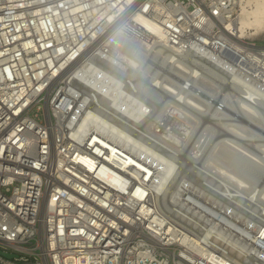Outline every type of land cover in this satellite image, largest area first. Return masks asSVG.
<instances>
[{"label": "built area", "instance_id": "2783aa9c", "mask_svg": "<svg viewBox=\"0 0 264 264\" xmlns=\"http://www.w3.org/2000/svg\"><path fill=\"white\" fill-rule=\"evenodd\" d=\"M238 12L237 0H0V249L18 256L0 264H264V226L230 220L200 160L163 182L164 167L131 165L101 130L125 126L120 43L144 62L210 65L262 103L264 45L235 35ZM137 15L162 35L148 55Z\"/></svg>", "mask_w": 264, "mask_h": 264}, {"label": "bare ground", "instance_id": "6f19581e", "mask_svg": "<svg viewBox=\"0 0 264 264\" xmlns=\"http://www.w3.org/2000/svg\"><path fill=\"white\" fill-rule=\"evenodd\" d=\"M237 5L239 12L233 26L238 38L247 37L248 31H254L248 36L264 31V0H237ZM129 27L141 34L140 36L143 35V32L150 33L152 36V44L139 39L140 45L138 46L142 50V55H148L146 52H149L153 44H163L159 28L145 17L134 16ZM120 44L122 46L120 45L118 53L124 62L123 66L126 70L124 74L131 75V85L134 83L136 85L144 79L147 81L146 84L139 85L138 90L131 86V97L124 101L120 100L121 102L118 104L120 108L114 116L126 128L120 126V130L116 132L104 123L101 130L109 133L126 146L131 153V157H126V159H131V165L141 167L134 161V159H138L150 162L157 167H164L161 175L163 182L171 177L175 161L180 163L179 168L183 173L185 172L183 166L200 160L201 168L205 169L204 174L213 180L219 198L223 202H228L221 196L223 195L221 194L223 186L228 194L238 202L235 206V202L232 203L233 205L228 202L233 207L231 209L223 208V212L231 216L230 220L234 223L244 224L248 230H257L264 226V188L260 186L261 188L257 189L258 187L255 186L251 190H247L242 179L237 178L238 176L227 168L238 158L264 164L262 163L264 156L254 154L244 145L232 141L229 136H233V134H229L230 131L227 133L229 127L241 132L246 130L241 124L245 125L247 120L238 116L241 114L264 124V101H262L264 99L261 100L262 103H257L255 98L248 97V99L254 100V104L242 99L237 94L236 87L229 86L228 81L225 82L222 79L221 83L212 78V74H218V71L210 65L203 66L196 60L189 63H184L180 59L169 62V55L164 56L162 60H157L154 55L150 54L148 60L144 62L143 58L127 53L126 50H129L127 43ZM159 49L162 51L161 46ZM171 71L181 78L171 80L164 77V74ZM223 78L228 80L225 76ZM179 81L182 82L179 83ZM92 85L95 88L99 86L96 81H92ZM99 88L103 91L101 87ZM116 97H119V92ZM111 101L113 107L117 106V99ZM218 104L222 105L221 109L217 108ZM209 111L214 113L210 114ZM201 113L207 116L202 117L199 121L197 115L200 117ZM227 113L232 116V119L228 121ZM216 115L219 119H215ZM210 116L214 119H210ZM198 121L201 122L200 127L203 126L202 122L208 121L209 123H204V126L199 129ZM220 122L223 124H219ZM92 124L93 118L84 119L80 126V132ZM197 131V136L193 139V133ZM221 136L224 138L219 139ZM225 136L228 137L225 138ZM235 139L238 140L236 137ZM219 146H227L232 154L236 153L230 160L232 161L231 165H227L229 162L225 160L221 162L218 159L220 153L216 155L215 152L211 156L210 152ZM210 148L212 149L210 150ZM110 150L112 153L116 152L112 147ZM75 159H91V157L77 155ZM241 170L240 172H242Z\"/></svg>", "mask_w": 264, "mask_h": 264}, {"label": "rangeland", "instance_id": "374dc122", "mask_svg": "<svg viewBox=\"0 0 264 264\" xmlns=\"http://www.w3.org/2000/svg\"><path fill=\"white\" fill-rule=\"evenodd\" d=\"M252 32L254 33V31H248L247 33L249 35V33H252ZM248 35H247V37H244V38L248 39V40H253L259 45H264V31H261V32L259 31V33L258 32L255 33L254 34L255 36L254 35L253 36H248ZM164 77L169 78L171 80H177L178 78H181L179 75H176L172 71L170 73L168 72V73L164 74ZM146 81L147 80L144 79L143 81H140V83H137L136 85L134 83L131 86L133 87V89L136 88L135 90H138L139 85H143L144 83L146 84ZM180 82H182V81H179V83ZM204 90H205V88H204ZM202 98H204V97H202ZM230 107H229V109H230ZM231 111H232V107H231ZM212 113H214V112L213 111L210 112V114H212ZM227 114L229 115L227 117V121H228L229 119H232V116H230V113H227ZM206 116L207 115H204L202 113L200 114V117H199V115H197V117L199 118V121H201L202 117L204 118ZM238 116L243 117V119L247 120V122H245L246 123L245 125L241 124L244 127V130L246 129L244 131L245 133L241 132L239 130H236V129L232 128V127H229V128H227V133H229V131H230L229 134H231V135L233 134V136H229V138L232 141L238 142V144H240V145H244L248 150L253 151L254 154H257V155L259 154L261 156H264V124H262L261 122L256 121L255 119H251V118L249 119V117H247L246 115H242L241 114V115H238ZM210 119H214V117L210 116ZM215 119H219L217 117V115L215 116ZM200 123L201 122H199V124H198L199 129L204 126L205 122H202L203 123L202 127L199 126V125H201ZM207 123H209V122L207 121L205 124H207ZM221 123L222 122H220L219 124H221ZM198 131L193 133V135H194L193 139L197 136ZM227 137L225 136V138H227ZM235 137L238 140H236ZM223 138H224V136L223 137L221 136L219 139H223ZM211 149L212 148H210V150ZM215 149H213L210 152L211 156L215 152H216V155H218L220 153V155H218L219 156L218 159H220L221 162H224V160H225V161L229 162L227 165H231L232 164V161H230V160L234 158V155L236 153L232 154V151L227 146H223V147L219 146V147H216ZM228 149H229V151H228ZM261 150H262V152H261ZM262 160H264V159H262ZM262 163H264V162H262ZM257 164L258 163L253 162V161H251L249 159H243V158L240 159V158H238V159H235L233 161V164L231 165L232 167L230 166V167H227V168L229 169L230 172H234L235 175L238 176L237 178H240V180L242 179V182L246 185L247 190H251L255 186H256V188L258 187L257 189H260L261 187L264 188V164L259 163L260 165L258 164V166H257ZM240 170L243 173L240 172ZM247 180H248L249 183L247 182ZM226 192H227L226 188L222 186L221 194H223V195H221V196H223L225 198V200H227L231 204L232 203L234 204V202H235L234 206L237 205L238 202L236 201V199L233 198L230 194H228V192L227 193ZM0 257L5 258V259H13V258H16L18 256L14 252L3 251V250L0 249Z\"/></svg>", "mask_w": 264, "mask_h": 264}]
</instances>
